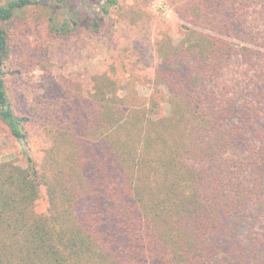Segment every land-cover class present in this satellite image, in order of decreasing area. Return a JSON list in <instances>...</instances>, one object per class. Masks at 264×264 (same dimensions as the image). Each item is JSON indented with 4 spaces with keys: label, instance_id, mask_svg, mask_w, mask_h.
I'll return each mask as SVG.
<instances>
[{
    "label": "trees",
    "instance_id": "obj_1",
    "mask_svg": "<svg viewBox=\"0 0 264 264\" xmlns=\"http://www.w3.org/2000/svg\"><path fill=\"white\" fill-rule=\"evenodd\" d=\"M94 1H0V120L24 146L5 71L13 24L39 8L52 38L102 34L120 0ZM177 13L186 34L157 41L169 115L109 75L94 93L63 78L42 163L0 162V264H264V0H186Z\"/></svg>",
    "mask_w": 264,
    "mask_h": 264
},
{
    "label": "rangeland",
    "instance_id": "obj_2",
    "mask_svg": "<svg viewBox=\"0 0 264 264\" xmlns=\"http://www.w3.org/2000/svg\"><path fill=\"white\" fill-rule=\"evenodd\" d=\"M185 1L120 0L106 17L104 33L81 32L66 38L49 35L48 18L39 8L18 19L12 28L13 50L5 68L6 82L15 113L28 118L30 142L22 145L0 120V162L14 161L26 168L30 155L42 163L50 146L45 121L64 91L63 78L78 80L83 91L94 93L96 81L92 78L109 75L116 80L113 88L120 96L131 98L139 107L146 105L160 116L169 115V93L155 80L162 62L157 41L165 35L178 44L186 34L184 27L188 25L177 13ZM102 2L95 0L93 4ZM85 8L79 2L74 11L84 16ZM47 208L43 192L36 211L44 213Z\"/></svg>",
    "mask_w": 264,
    "mask_h": 264
}]
</instances>
